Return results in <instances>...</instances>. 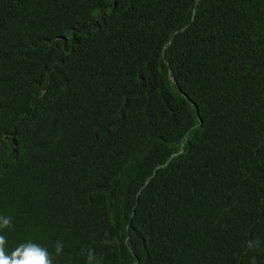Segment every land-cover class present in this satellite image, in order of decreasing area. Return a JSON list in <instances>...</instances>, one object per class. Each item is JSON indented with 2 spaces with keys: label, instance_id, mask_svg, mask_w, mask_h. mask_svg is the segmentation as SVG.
<instances>
[{
  "label": "trees",
  "instance_id": "obj_1",
  "mask_svg": "<svg viewBox=\"0 0 264 264\" xmlns=\"http://www.w3.org/2000/svg\"><path fill=\"white\" fill-rule=\"evenodd\" d=\"M0 264H264V0H0Z\"/></svg>",
  "mask_w": 264,
  "mask_h": 264
}]
</instances>
